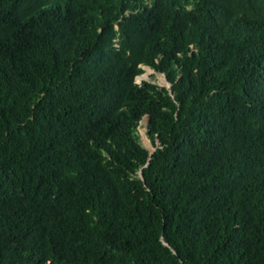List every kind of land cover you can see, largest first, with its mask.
<instances>
[{
	"label": "trees",
	"instance_id": "obj_1",
	"mask_svg": "<svg viewBox=\"0 0 264 264\" xmlns=\"http://www.w3.org/2000/svg\"><path fill=\"white\" fill-rule=\"evenodd\" d=\"M0 264H264V0H0Z\"/></svg>",
	"mask_w": 264,
	"mask_h": 264
},
{
	"label": "rangeland",
	"instance_id": "obj_2",
	"mask_svg": "<svg viewBox=\"0 0 264 264\" xmlns=\"http://www.w3.org/2000/svg\"><path fill=\"white\" fill-rule=\"evenodd\" d=\"M144 69V72L141 74V75H138L136 78H135V81L137 83H140L142 80H151L153 81L154 83L160 85V86H164V85H168V81L166 80L165 76L163 73H158V72H155L153 69H150L149 67H146L144 66L143 67ZM145 118H143L141 120V124L139 126V131L141 133V136H142V140H143V143L144 145L150 149V150H153L154 147L152 146L150 140L147 139L146 135H145Z\"/></svg>",
	"mask_w": 264,
	"mask_h": 264
},
{
	"label": "water",
	"instance_id": "obj_3",
	"mask_svg": "<svg viewBox=\"0 0 264 264\" xmlns=\"http://www.w3.org/2000/svg\"><path fill=\"white\" fill-rule=\"evenodd\" d=\"M167 80V79H166ZM164 86H166V85H164ZM167 87H170V83L168 82V85H167Z\"/></svg>",
	"mask_w": 264,
	"mask_h": 264
}]
</instances>
